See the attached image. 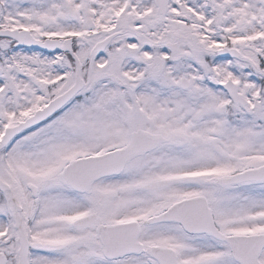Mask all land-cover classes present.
I'll return each mask as SVG.
<instances>
[{
    "label": "snow or ice",
    "instance_id": "1",
    "mask_svg": "<svg viewBox=\"0 0 264 264\" xmlns=\"http://www.w3.org/2000/svg\"><path fill=\"white\" fill-rule=\"evenodd\" d=\"M0 264H264V0H0Z\"/></svg>",
    "mask_w": 264,
    "mask_h": 264
}]
</instances>
